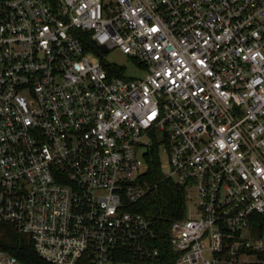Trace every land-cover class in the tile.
<instances>
[{
	"label": "built area",
	"instance_id": "built-area-1",
	"mask_svg": "<svg viewBox=\"0 0 264 264\" xmlns=\"http://www.w3.org/2000/svg\"><path fill=\"white\" fill-rule=\"evenodd\" d=\"M155 147L196 205L176 264H264V0L0 4V224L47 264H162L135 210Z\"/></svg>",
	"mask_w": 264,
	"mask_h": 264
},
{
	"label": "trees",
	"instance_id": "trees-1",
	"mask_svg": "<svg viewBox=\"0 0 264 264\" xmlns=\"http://www.w3.org/2000/svg\"><path fill=\"white\" fill-rule=\"evenodd\" d=\"M5 1L7 0H0V4ZM45 1L52 6L57 4V0ZM148 161L149 171L145 180L150 191L135 206V210L152 221L162 264H176L178 255L171 248L169 233L173 222L187 216L186 189L172 180H164L157 147L152 150ZM0 249L6 250L27 264H47L36 254L31 237L17 232L11 226L0 239Z\"/></svg>",
	"mask_w": 264,
	"mask_h": 264
},
{
	"label": "rangeland",
	"instance_id": "rangeland-1",
	"mask_svg": "<svg viewBox=\"0 0 264 264\" xmlns=\"http://www.w3.org/2000/svg\"><path fill=\"white\" fill-rule=\"evenodd\" d=\"M89 54L93 59L101 60L99 56L94 55L91 52H89ZM102 60L108 65H111L119 69L122 72V75L126 78L141 79L145 76V69L139 66L135 60H133L128 55L124 54L119 49L111 50L109 52H104L102 56ZM191 193L193 195L196 194L195 190H192ZM195 212H196V205H195V200H193V202L188 203L187 205V216L194 215ZM8 227L10 226L7 224H0V239L3 235H5Z\"/></svg>",
	"mask_w": 264,
	"mask_h": 264
},
{
	"label": "water",
	"instance_id": "water-1",
	"mask_svg": "<svg viewBox=\"0 0 264 264\" xmlns=\"http://www.w3.org/2000/svg\"><path fill=\"white\" fill-rule=\"evenodd\" d=\"M104 52H107V49L105 47L101 48Z\"/></svg>",
	"mask_w": 264,
	"mask_h": 264
}]
</instances>
